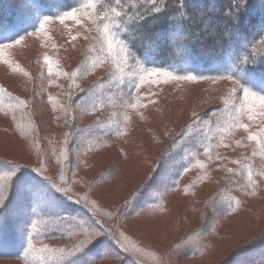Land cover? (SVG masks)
I'll use <instances>...</instances> for the list:
<instances>
[{
	"label": "trees",
	"instance_id": "trees-1",
	"mask_svg": "<svg viewBox=\"0 0 264 264\" xmlns=\"http://www.w3.org/2000/svg\"><path fill=\"white\" fill-rule=\"evenodd\" d=\"M26 1L0 0L4 36L0 65L27 72L15 58L14 48L27 38L48 46L55 27L69 30L68 40L77 36L86 42L81 60L71 68L53 52L40 56L46 102L56 113H68L66 121L58 114L61 125L66 122L68 128L61 132L58 127L44 145L32 101L0 80V112L13 116L10 132L27 139L34 155L32 162L0 156V197L7 198L0 213V243L12 249H1L0 256L14 257L21 264H94L105 259L115 264L149 263L130 252L127 241L134 236L120 227V220L143 210L162 211L166 196L161 193L180 188L188 172L205 165L209 173L219 166L225 181L234 173L241 175L230 182L235 192L224 190L214 202L226 215L235 211L241 202L239 193L248 192L258 180L257 172H264V92L260 91L264 87V0H31L38 7L33 10ZM90 3L92 7L82 6ZM26 10L31 11L30 19ZM73 11L71 17L64 15ZM214 61L216 66L209 67ZM90 75L94 79L85 84ZM245 78L256 87L242 83ZM206 80L227 86L215 85L210 110L190 120L183 135L178 134L174 138L178 141L169 146L190 148L180 164L167 179L157 184L155 179L157 188L148 183L132 190L125 197L128 206H103L91 193L96 177L86 179L82 174L85 154L114 144L112 139L119 135L124 137L130 120L150 108L165 85ZM37 84L34 80L33 91L37 92ZM53 87L67 91L66 106L58 92L49 90ZM244 88H249L247 95ZM76 108L80 110L75 112ZM83 113L94 119L80 122ZM85 180L89 187L83 189ZM22 184L34 190L19 198L17 186ZM52 196L53 204L48 201ZM14 216L22 219L20 229ZM183 237L173 247L180 246ZM258 238L229 252L218 264L238 260V264L246 260L264 264V230ZM108 241L118 257L100 255ZM207 243L202 240L189 254H202L210 246Z\"/></svg>",
	"mask_w": 264,
	"mask_h": 264
},
{
	"label": "rangeland",
	"instance_id": "rangeland-1",
	"mask_svg": "<svg viewBox=\"0 0 264 264\" xmlns=\"http://www.w3.org/2000/svg\"><path fill=\"white\" fill-rule=\"evenodd\" d=\"M25 3L32 10L38 9L31 0ZM26 12L30 19L31 11L26 10ZM63 28L65 27H55L52 30L54 39L50 40L48 46L47 44L41 46L38 40L27 38L24 45L14 48L15 58L24 65L27 72H14L6 65H0V80L12 91L32 101L35 107L34 117L38 124L37 131L40 133L43 145L48 143L50 133H55L58 127L62 128L61 132L68 128L66 122L65 125H61L62 117L58 118V114L61 113L66 121L68 113H56L46 102L44 91L47 86L39 71L40 56L45 51L53 52L60 57L67 68H71L81 60L85 48V39L70 36L71 40H68L70 31L65 28L67 32ZM186 60L187 64L192 65L189 59ZM216 62H212L209 67L216 66ZM92 79L94 75L88 76L84 83ZM34 80L38 83L37 92L33 91ZM215 85L221 86L208 80L165 85L150 108L144 109L143 115L137 114L130 120L128 133L124 137L119 135L112 139L114 144L105 146L97 152L86 153L82 174L86 179L96 177V183L92 182L91 187L94 198L103 206L112 208L116 206L120 209L121 206H128L125 197L135 188L143 184L149 186L150 183L151 188L153 184L155 189L157 188L155 183L167 179L172 169L180 164L179 159L190 149L184 147L179 150L178 145L171 149L169 146L178 141L174 139L178 134L183 135L185 126L190 120L210 110L213 101L210 95L215 94L213 91L218 89ZM49 90L58 92L66 106L69 98L65 93L67 91L54 87ZM36 93L38 94L35 97ZM77 109L79 108H76L75 112L78 111ZM78 117L80 122L81 120L90 122L94 119L92 114L83 113ZM14 121L12 115L0 112V156L32 162L33 150L27 139H20L10 132L12 130L9 127ZM157 163L158 167H156ZM218 167L216 165L215 170L210 173L206 165L188 172L181 180L180 188L167 189V193H161L162 196H166V204L162 211L146 213L147 211L143 210L120 220V227L134 236L130 242L125 238L130 252L136 254L137 258L141 257L149 262L146 264H218L229 252H233L236 248L239 250V247L243 245L245 247L259 239V234L264 230V172H257L258 180L253 182V187L248 192L239 193L241 202L235 211L226 215L217 209L214 203L215 197L224 190L235 192L236 187L230 182L235 178H241V175L234 173L225 181L221 174L223 171ZM75 186H77L76 181ZM17 187V196L22 198L21 186ZM88 187L89 183L85 180L82 188ZM148 196L149 193L146 194V197ZM53 199V196L49 197L48 201L53 204ZM13 218L14 224L20 229L22 219L17 216ZM188 231L192 234H186ZM206 233L208 235L205 237ZM194 236L197 240H194ZM182 237L184 242L178 247H173L172 243ZM204 239L210 244L209 248L202 254L192 257L189 254L190 249L200 247ZM103 247L104 250L100 251V255L113 254L118 257V251L109 241ZM1 249L5 252L12 250L9 246L0 243ZM94 254L98 252L95 251ZM188 255L191 257H187ZM252 255L253 253H250V256ZM96 258L97 256L93 262ZM116 260L118 261V258ZM238 263L233 262V264ZM0 264L21 263L14 257L0 256ZM94 264H115V262L105 259ZM137 264L142 263L137 260ZM243 264L250 263L246 260Z\"/></svg>",
	"mask_w": 264,
	"mask_h": 264
},
{
	"label": "snow or ice",
	"instance_id": "snow-or-ice-1",
	"mask_svg": "<svg viewBox=\"0 0 264 264\" xmlns=\"http://www.w3.org/2000/svg\"><path fill=\"white\" fill-rule=\"evenodd\" d=\"M77 2H79V0H77ZM82 6L92 7L93 5L90 3L88 5H82ZM153 14H158V12L153 13ZM64 15L71 17L74 15V11L73 12H66ZM45 19H48V17H45ZM3 39H4V36L2 33H0V41H2ZM191 78H195V77H191ZM242 83H248V84H250V87H252V88L256 87V85L254 83H251L250 81H248L247 78L243 79ZM243 90H244L245 94L247 95L249 92V88H244ZM260 91L264 92V87H261ZM261 100H262V102H264V96L261 97ZM21 191H22V193H31L32 186L27 185V184H22L21 185ZM36 194L38 195V193H36ZM6 203H7V198L6 197H0V213L3 212V208L6 206Z\"/></svg>",
	"mask_w": 264,
	"mask_h": 264
}]
</instances>
